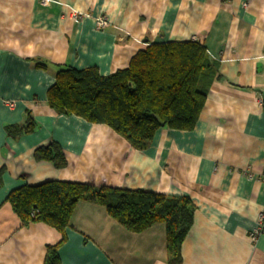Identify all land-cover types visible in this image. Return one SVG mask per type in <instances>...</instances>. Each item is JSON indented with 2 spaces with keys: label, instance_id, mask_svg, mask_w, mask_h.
Here are the masks:
<instances>
[{
  "label": "crops",
  "instance_id": "obj_1",
  "mask_svg": "<svg viewBox=\"0 0 264 264\" xmlns=\"http://www.w3.org/2000/svg\"><path fill=\"white\" fill-rule=\"evenodd\" d=\"M187 40L216 63L190 130L159 128L136 149L47 104L60 67L108 75L151 42ZM27 114L32 130L8 135ZM51 143L61 168L33 156ZM50 180L187 196L194 212L179 264H264V234L248 238L264 211V0H0V264H43L60 241L43 222L22 224L6 201ZM65 237L60 264H168L164 223L132 232L97 203L76 204Z\"/></svg>",
  "mask_w": 264,
  "mask_h": 264
},
{
  "label": "trees",
  "instance_id": "obj_2",
  "mask_svg": "<svg viewBox=\"0 0 264 264\" xmlns=\"http://www.w3.org/2000/svg\"><path fill=\"white\" fill-rule=\"evenodd\" d=\"M215 73L216 63L195 40L151 42L131 57L126 68L108 75H100L95 67H60L46 100L57 113L105 124L132 147L143 149L159 128L194 127ZM33 125L27 114L23 124H10L5 130L14 136L31 131ZM33 156L57 168L65 165L56 143L36 148ZM6 201L22 224L43 222L61 234L58 243L47 246L43 264H60L58 249L79 201L104 206L113 219L132 232L164 223L168 264L181 262V242L194 212L187 196L57 180L17 187L8 193Z\"/></svg>",
  "mask_w": 264,
  "mask_h": 264
},
{
  "label": "built area",
  "instance_id": "obj_3",
  "mask_svg": "<svg viewBox=\"0 0 264 264\" xmlns=\"http://www.w3.org/2000/svg\"><path fill=\"white\" fill-rule=\"evenodd\" d=\"M47 1V0H45ZM106 19L103 16H99L95 19V25L97 28H104L106 26ZM10 105H12L10 103ZM264 234V211L258 215L255 227L248 233V238L254 242L260 235Z\"/></svg>",
  "mask_w": 264,
  "mask_h": 264
}]
</instances>
